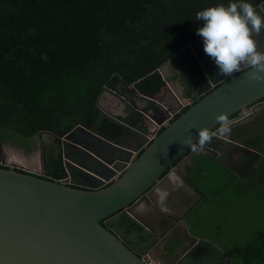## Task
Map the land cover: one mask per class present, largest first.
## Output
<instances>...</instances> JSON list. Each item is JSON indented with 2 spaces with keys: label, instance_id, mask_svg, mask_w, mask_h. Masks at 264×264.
<instances>
[{
  "label": "trees",
  "instance_id": "trees-1",
  "mask_svg": "<svg viewBox=\"0 0 264 264\" xmlns=\"http://www.w3.org/2000/svg\"><path fill=\"white\" fill-rule=\"evenodd\" d=\"M262 1L245 0L253 6ZM210 2L206 8L239 0ZM187 10L182 0H0V123L4 130L33 140L39 131L63 136L80 124L120 141L128 127L146 133L143 113H158L153 101L139 109L132 92L155 98L166 82L177 77L184 97L192 102L200 99L216 85H211L190 47L204 22L189 18ZM164 64L166 75L157 70ZM218 73L216 68L210 74L216 78ZM107 89L125 99L124 116H112L99 106V96ZM245 124L243 120L236 125L240 128H231L233 139L264 153V130ZM196 161L194 170L203 179L208 171L215 180L235 183L239 192L264 186V155L249 178L238 182L211 154L201 151ZM223 252L231 264H264V225L245 243Z\"/></svg>",
  "mask_w": 264,
  "mask_h": 264
},
{
  "label": "water",
  "instance_id": "water-1",
  "mask_svg": "<svg viewBox=\"0 0 264 264\" xmlns=\"http://www.w3.org/2000/svg\"><path fill=\"white\" fill-rule=\"evenodd\" d=\"M254 8L264 16V0ZM259 37L263 39V35L257 38L258 48L264 51V41ZM200 43L201 36L190 47L211 85L216 86L195 102L184 101L181 106L189 105L188 108L145 146L146 141L129 145L131 133H140L131 127L120 141H112L78 124L63 136L49 130L36 134L42 148L45 144L55 153L57 159L51 163L57 166V174L45 171L38 176L14 166L0 167V264H148L109 222L129 224L125 219L136 218L141 220L143 231L151 232L132 207L140 200H154L155 190L163 188L169 173L175 172L173 163L189 149L180 143L188 135L189 121L194 122L191 133L198 139L199 128L218 126L217 115L226 113L230 117L264 97V81L248 80L249 69L212 77L197 52ZM164 65L157 70L162 73ZM143 114L146 121L163 122L156 121L152 114ZM249 116L250 113L238 114L231 120V128ZM216 140L260 154L236 140L213 137L203 150L218 160L219 148L213 143ZM100 220L105 222L101 224ZM212 250L219 254L216 259L210 257ZM222 255L218 246L200 239L172 264H208Z\"/></svg>",
  "mask_w": 264,
  "mask_h": 264
},
{
  "label": "flooded vegetation",
  "instance_id": "flooded-vegetation-1",
  "mask_svg": "<svg viewBox=\"0 0 264 264\" xmlns=\"http://www.w3.org/2000/svg\"><path fill=\"white\" fill-rule=\"evenodd\" d=\"M261 34L263 35V39L259 37V40L264 41V32L262 31ZM257 38L258 37H256V40L258 42ZM208 61L210 62L211 59L207 60V62ZM214 68L219 69L217 65ZM214 68L210 67L209 69L212 71ZM248 108H250L248 113H250L251 116H249L247 120H244L246 123L245 125L247 126L249 123V118L250 120L255 119L263 112L264 97L250 104ZM239 113L229 117V119L236 117ZM155 128L158 129L160 127L156 126ZM236 128H240V126H235L233 129ZM4 132V127L0 123V166H14L17 170L30 172L33 174L35 173L38 176H43L45 171L51 174L58 173L57 166L52 167L53 164L51 163V161L55 163L54 159H57V157L54 155L55 153H52L53 151H51V149L45 144L43 149L37 136L29 144L17 146L11 142L12 140L6 137ZM131 134L135 141H137L136 135L134 133ZM141 140V143H143L147 140V137L144 139L142 138ZM47 143L48 145H51L50 140H48ZM213 143L217 146V148H219V160L216 157L215 158L234 174V177L232 178L236 182L246 181L249 178L252 168L258 162L260 156L264 155V153L255 149V151L260 153L259 155L256 153H247L246 151H243L239 148H231L218 140L213 141ZM220 147L222 149H220ZM15 148L21 150V153L23 154L21 157H17L11 153V151ZM202 151L207 152L206 150ZM230 153L233 154V157L230 155ZM197 155V153L190 151L172 165V167H176L174 169L176 175L180 176L186 183H183L180 180L182 186H174L171 190H169L170 195L167 201L168 206L171 209L169 213H164L160 210L158 204L156 203L155 193L153 195L154 200H140L132 207L134 214L138 215L142 221L147 223L148 228L152 229L151 232L149 230L143 231V228L139 222L141 220L136 218L127 220L125 219V221H128L129 224L119 225L117 223V225H115L113 222H109V226H112L114 229L116 228L117 231L122 234L130 243V246L135 251H137V254L144 258L148 264H172L189 247L192 246L195 240H197L194 239V237L192 238V236H189L184 231L186 224H189V221H192L191 218H195L193 215L194 209L202 201L204 196L200 193L199 187H196L194 183H192V180L184 174V168L186 166H193V162L197 158ZM191 158H193L192 163ZM45 161L47 162V170L45 168ZM167 172L168 169L163 173V175H165ZM141 203L147 205L149 210L143 213L137 212L136 209ZM169 249L172 250L171 254H169L170 251L168 252ZM218 256V252L214 250L211 251V258L216 259ZM220 257L221 258H219V260H215L208 264H231L229 258L224 254V252Z\"/></svg>",
  "mask_w": 264,
  "mask_h": 264
},
{
  "label": "clouds",
  "instance_id": "clouds-1",
  "mask_svg": "<svg viewBox=\"0 0 264 264\" xmlns=\"http://www.w3.org/2000/svg\"><path fill=\"white\" fill-rule=\"evenodd\" d=\"M196 20H202L203 26L197 29V35L203 38L204 52L214 59L220 75L231 76L233 73L249 69L248 80L264 81V51L258 48L256 37L264 31V16L251 3L245 0L230 2L227 6L218 4L196 13ZM218 125L214 130L207 127L198 129V139H194L191 129L194 122L189 121L188 135L180 141L193 153H200L213 137L226 139L231 134L232 121L228 114L221 113L215 117ZM168 182L173 186H182L175 172H170ZM156 203L164 213L171 211L168 206L170 195L167 188L155 190ZM149 210L141 203L136 211Z\"/></svg>",
  "mask_w": 264,
  "mask_h": 264
},
{
  "label": "rangeland",
  "instance_id": "rangeland-1",
  "mask_svg": "<svg viewBox=\"0 0 264 264\" xmlns=\"http://www.w3.org/2000/svg\"><path fill=\"white\" fill-rule=\"evenodd\" d=\"M182 2L188 9L187 16L189 18L196 16L198 11L204 10L205 6L211 3L210 0H182ZM170 75L173 77L174 73L172 72ZM176 80H178L177 77L172 81L173 83L169 84L177 85ZM167 88L169 87L167 86ZM106 93L107 90H103L100 94L102 98V100L100 98V104L104 110H107ZM139 103H143L142 100H139ZM249 111L250 108L242 110L239 115L247 114ZM249 126L255 130H264V110L255 119L249 120ZM155 127L154 120H147L148 131H153ZM4 134L17 146L27 145L32 141V138L11 130H5ZM228 137L234 138L235 134L232 133ZM11 153L17 157L23 155L17 148ZM230 155L233 157V154L230 153ZM192 160L193 158H191V163ZM196 165L195 159L193 166L184 168V174L192 180L196 187H199L204 196L193 212L196 221L195 218H191L192 221L186 224L184 231L189 236L196 234L200 236L201 240L210 242L222 250L245 243L256 230L261 229L264 225V186L255 185L250 190L239 192L235 188V183L234 185L228 184L224 178L215 180L208 171L206 172L207 178H201L200 174L194 170ZM168 252L171 254L172 250L169 249Z\"/></svg>",
  "mask_w": 264,
  "mask_h": 264
},
{
  "label": "crops",
  "instance_id": "crops-1",
  "mask_svg": "<svg viewBox=\"0 0 264 264\" xmlns=\"http://www.w3.org/2000/svg\"><path fill=\"white\" fill-rule=\"evenodd\" d=\"M197 48H198L197 52H199L202 60L207 65L208 71L210 73H212V71L215 69L214 67L216 66L214 59L211 58L209 55H207L204 52L203 43H200ZM203 53L206 54V55H204ZM210 59H211V61L207 62V60H210ZM210 67L211 68L213 67L214 69H212V71H210V69H209ZM167 69H168V67H167V64H166L162 68V73H164L166 75L167 74ZM176 82H177V85L174 84V86H171V84H169V83H173V82L172 81H168L167 82L168 85H166L163 88L162 93L159 94L158 96H156L155 97L156 99H154V100L149 99L146 96L138 95L136 93V91L132 92L131 96L135 100L136 105H137V107L139 109L145 107L149 103V101H153L155 103V105L159 104L162 109L158 108L157 110H155L159 114L153 112L152 115L155 117L156 121L160 120V119L164 120L167 115H169L170 113L174 112L177 108H179L183 104L184 101L185 102L188 101V98L184 97V92H183L184 86L182 85L181 81L180 80H176ZM167 86L169 88H167ZM106 97H107V105H106L107 110L106 109L104 110L102 105L100 104L101 96H99V99H98V104L104 111L112 114L113 116H124L126 114V104L127 103H126L125 99L122 96L117 95L115 92L107 89ZM101 100H102V98H101ZM139 100H142L143 103L140 104ZM145 122L147 123V121H145ZM149 132L150 131H147L144 134L142 132H140V133H134L133 132L136 135L137 141H135V139L132 137V139L129 140V145L140 144L142 142L141 139L142 138L144 139V135H146ZM231 139H233V138H231ZM234 140H237V139H234ZM173 187L174 186L169 184L168 179H167V181L165 182V185H164L163 188H167L168 191H169ZM191 236H192V238L194 237V239L200 240V236H198L196 234H191ZM154 255H155V253H154ZM157 258H158V256H157ZM168 259H169V257H168Z\"/></svg>",
  "mask_w": 264,
  "mask_h": 264
},
{
  "label": "built area",
  "instance_id": "built-area-1",
  "mask_svg": "<svg viewBox=\"0 0 264 264\" xmlns=\"http://www.w3.org/2000/svg\"><path fill=\"white\" fill-rule=\"evenodd\" d=\"M183 107H184V106H181V107L177 108L174 112H172V113L169 114V117H168V118H166L165 120H163V122H162L161 124H156V126H157V127L165 126L167 123L170 122V120L172 119V117H173L176 113H178ZM158 130H159V128H158V129L155 128L153 131H151V132H149V133L146 134L147 140H146L145 144H143L144 146H145L147 143H149V142L155 137V135L157 134ZM137 153H138V152H137ZM137 153H135V154L137 155ZM109 181H111V179L107 180V183H108Z\"/></svg>",
  "mask_w": 264,
  "mask_h": 264
}]
</instances>
